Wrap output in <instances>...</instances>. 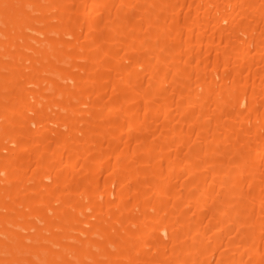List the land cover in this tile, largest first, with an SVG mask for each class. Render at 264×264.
<instances>
[{"label": "bare ground", "instance_id": "6f19581e", "mask_svg": "<svg viewBox=\"0 0 264 264\" xmlns=\"http://www.w3.org/2000/svg\"><path fill=\"white\" fill-rule=\"evenodd\" d=\"M0 264H264V0H0Z\"/></svg>", "mask_w": 264, "mask_h": 264}]
</instances>
